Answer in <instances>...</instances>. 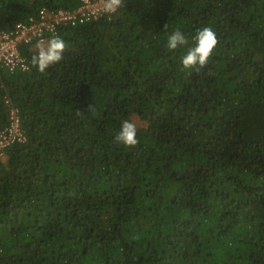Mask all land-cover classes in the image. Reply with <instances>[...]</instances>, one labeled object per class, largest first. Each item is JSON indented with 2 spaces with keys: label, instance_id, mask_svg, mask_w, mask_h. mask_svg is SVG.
Masks as SVG:
<instances>
[{
  "label": "trees",
  "instance_id": "trees-1",
  "mask_svg": "<svg viewBox=\"0 0 264 264\" xmlns=\"http://www.w3.org/2000/svg\"><path fill=\"white\" fill-rule=\"evenodd\" d=\"M79 3L0 0V27ZM206 25L213 57L181 73L166 34ZM53 35L45 73L0 70V128L13 104L27 136L0 161V264H264V0H124Z\"/></svg>",
  "mask_w": 264,
  "mask_h": 264
},
{
  "label": "built area",
  "instance_id": "built-area-1",
  "mask_svg": "<svg viewBox=\"0 0 264 264\" xmlns=\"http://www.w3.org/2000/svg\"><path fill=\"white\" fill-rule=\"evenodd\" d=\"M79 2L77 6L71 8L41 7L36 14L23 20H16L9 28L0 27V70L4 69L9 73L30 71L31 63L21 52L24 46L46 42L49 34H54L60 23L74 26L104 16L100 14V0ZM7 96H4L6 102L9 101ZM8 105L7 123L0 128V161L5 158L11 146L25 143L27 140L19 108L13 104Z\"/></svg>",
  "mask_w": 264,
  "mask_h": 264
},
{
  "label": "clouds",
  "instance_id": "clouds-1",
  "mask_svg": "<svg viewBox=\"0 0 264 264\" xmlns=\"http://www.w3.org/2000/svg\"><path fill=\"white\" fill-rule=\"evenodd\" d=\"M123 3L124 0H100V14L109 19L118 17ZM165 27L167 28V26ZM218 44L217 33L210 25H206L196 28L190 37L179 28L172 30L166 34L163 47L172 54L179 52L178 71L191 75L200 74L202 70L207 68ZM28 46L36 50L31 56L30 63L42 74L64 59L67 48L65 40L59 35H53L46 42L37 44L36 49L33 45ZM88 109H93V105H90ZM77 114L79 115L80 111H77ZM113 142L126 149L137 146L139 140L136 123L129 119L122 120L118 131L113 136Z\"/></svg>",
  "mask_w": 264,
  "mask_h": 264
},
{
  "label": "rangeland",
  "instance_id": "rangeland-1",
  "mask_svg": "<svg viewBox=\"0 0 264 264\" xmlns=\"http://www.w3.org/2000/svg\"><path fill=\"white\" fill-rule=\"evenodd\" d=\"M38 43L33 44V47L36 49ZM132 121L136 123V125H140V121L138 120V118L136 116H133Z\"/></svg>",
  "mask_w": 264,
  "mask_h": 264
}]
</instances>
